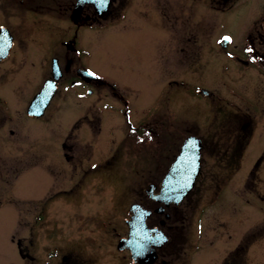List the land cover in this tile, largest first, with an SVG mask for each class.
Returning a JSON list of instances; mask_svg holds the SVG:
<instances>
[{"label": "rangeland", "instance_id": "1", "mask_svg": "<svg viewBox=\"0 0 264 264\" xmlns=\"http://www.w3.org/2000/svg\"><path fill=\"white\" fill-rule=\"evenodd\" d=\"M57 1L0 0L14 38L0 62V264H134L116 248L129 206L154 207L144 190L188 134L205 146L200 173L155 264H264V73L238 62L264 0H112L102 16L86 6L79 26L76 0ZM71 39L77 53L62 43ZM52 57L61 69L74 58L101 84L88 96L64 74L44 115L30 117ZM124 101L131 121L147 122L141 141L126 131ZM241 135L229 174L224 145L234 157Z\"/></svg>", "mask_w": 264, "mask_h": 264}, {"label": "water", "instance_id": "2", "mask_svg": "<svg viewBox=\"0 0 264 264\" xmlns=\"http://www.w3.org/2000/svg\"><path fill=\"white\" fill-rule=\"evenodd\" d=\"M111 0H76L70 18L76 21L86 5H92L96 14L102 16L110 6ZM230 41V40H229ZM229 41L224 39L220 42L225 47ZM73 50V46H69ZM11 47V35L9 31L2 27L0 29V60L8 55ZM52 79L46 80L40 90L35 94L27 107V114L30 117H40L44 114L54 96L57 84L56 81L61 77V71L57 65V59L52 60ZM81 75L89 74L88 71H80ZM94 77V75H92ZM86 79V78H85ZM90 78L87 79L89 81ZM206 94L207 92L204 91ZM201 139L191 135L183 140L181 151L175 160L170 164L166 174L161 181V187L156 195L152 194L155 186L150 185L147 194L158 202L169 206L170 203H180L192 190L200 169ZM164 207L155 210L162 213ZM131 217L127 220L128 234L118 239L116 248L119 251L128 249L131 261L138 264H154L157 260V249L168 242V236L160 228H150L146 220L152 211L145 209L139 204H132L130 207ZM168 218V215L165 216ZM164 223V222H163Z\"/></svg>", "mask_w": 264, "mask_h": 264}, {"label": "flooded vegetation", "instance_id": "3", "mask_svg": "<svg viewBox=\"0 0 264 264\" xmlns=\"http://www.w3.org/2000/svg\"><path fill=\"white\" fill-rule=\"evenodd\" d=\"M18 1L20 3H24V4H29V2H36V0H18ZM39 1H41V0H39ZM63 1L64 0H58L57 3H62ZM115 1L116 2L119 1L120 4H123L122 2H124V0H115ZM42 2H48V0H42ZM111 2H112V0H111ZM128 3H129V1H128ZM88 6H90V5H88ZM262 14H264V12ZM89 17H90L89 14H83V15L81 14V16L79 17V19H77L76 21H74L73 24L75 26H79L80 22H82L83 20H86V18H89ZM259 18H260V22H261L260 23V29H257L255 27V24L257 23V21H256L254 23V26H253V32L249 33L248 36H247V38L250 40V43L249 44H246V45H244L242 47L244 49V52L248 54V58L247 59H244V58L242 59V57L241 58H238V62L243 63L245 65L253 63V67H256L257 69L261 70L262 73H264V33L262 32V30H264V27H263V25H264V16L261 17L259 15ZM75 34H76V31H75ZM10 35H11V33H10ZM13 40H14V38L11 35V41L12 42H11V47H10V49L8 51V55L4 59L2 58L0 60V62H4L8 58L9 59L11 58L10 57L11 56V53L10 52H11L12 47H13ZM72 42H74L73 39L67 40V41H62L63 45L65 46L66 52L67 51H70L72 53H74V52L77 53V48L75 50L74 49L73 50H69L67 48L66 43H72ZM249 49H251V51H249ZM53 59H57V65L59 66V69L61 71V78L64 76V74H67L68 75V78L70 79V85H71V87H74V88L80 87L81 88V91H80L81 93H82V90H83V91L86 92V94L88 96H91L93 94V91L95 90V87L98 86L99 84H101L100 79L97 78V77L94 78L90 73L89 74L88 73L87 74H84V77H83L81 75V72L80 71H82V70L89 71V69L81 66V64H79L78 66L75 65L76 62H75V59L74 58H71V57L67 58L66 57V61H65V64H64L63 69H61V66L59 64L58 58L57 57H52L51 58V61ZM52 76H53V71H52V67H51L50 77H47L44 81H46L47 79H51ZM88 78H90L89 81H87ZM60 79L56 81L57 90H58V87H59V84H60ZM112 93H113L114 96H117V98L120 99L118 92L112 91ZM124 105H125L124 106L125 109H121V113H122V115H123V117L125 119L126 125H127L126 131L128 132V134H130V136H133V138H137L138 141H141L142 138L144 137V134H146L145 133L146 129H148L147 122L144 121L143 115L141 116L142 118L139 119V120H137L136 123H134L133 121H131L130 111H129V108H127L128 105H127L126 101H124ZM94 116L97 117L96 115H94ZM92 118H91V116H88V114H85V115H83L82 120H84L83 122L88 123V122L91 121ZM240 124H241L242 128H244L245 131H249V128H247L249 126V122L247 120H245V119L240 120ZM88 127H90V126H88ZM149 127H151V125ZM146 132L149 133V131H146ZM190 135H195V134H188V135L182 137L181 142L179 143V145L177 147V152H176L174 158L171 160V162L180 153V151H181V145L183 143V140L187 136H190ZM195 136H197V135H195ZM199 138L201 139V137H199ZM240 139H243L242 135L239 138H235V141H232V145H233L232 146V149H233L234 157L230 156L231 155V151H230L231 148L228 145H226V144L224 145V149H226V150L223 151V164L221 166L225 170H227L229 172V174H231L232 172H234V170L236 168V160H237L236 154L240 155L239 152H240V149H241ZM201 141H202L201 156H202V152H203V149L205 148V146L203 144V140L202 139H201ZM241 143L243 144V142H241ZM167 169H168V167L166 168V171H167ZM200 169H201V158H200ZM166 171H165V173H166ZM165 173H164V175H165ZM199 173H200V170H199ZM198 176H199V174H198ZM198 176H197V178H198ZM150 185H154L155 186L154 190L152 191V194L153 195H156L159 192V190H160L161 180L159 181V184L158 185H156L155 183H150L148 185V188H149ZM148 188H146L144 190V192H145V194L147 196V199L155 204L154 207L153 208L146 207L145 205L140 204L138 202H133L132 204H139L142 207H144L145 209H148V210L152 211L151 215L153 214V212H155V210L157 208H159L161 206L164 207V211L162 213H157V212H155V213H157V215H159V216L162 215V217H159V219H158V223H159V227L158 228H161L163 230V232L168 236V234L166 233V231L163 228L164 227H168L167 221L170 220V218L172 216H173V218H176L179 215L181 218H183V215H182V213L180 212V209H178L177 206L179 204H181L184 199L180 203H178V204L170 203L169 206H166L164 203L158 202L155 199H153L152 197H150L149 194H147V192H146ZM188 194H190V193H188ZM189 203H191V200L189 201ZM132 204H130V206ZM130 206H129V209H128L129 210V213H130ZM170 207H173V211L171 213L167 211ZM166 215H168V218L165 217ZM163 216H164V218H163ZM130 217H131V213L129 214V218ZM129 218L126 219V221H125L126 224H127V220H129ZM146 223H147V220H146ZM155 227H157V226H155ZM127 234H128V230L126 232V235ZM168 238H169V236H168ZM125 251H127V253L130 256L129 250H125ZM158 256H159V253H158ZM65 258L66 257L63 256V260H65ZM158 258H157V260H158ZM156 261H155V263H156ZM134 264H137V263H134ZM161 264H167L166 263V260H164V261L162 260V263Z\"/></svg>", "mask_w": 264, "mask_h": 264}, {"label": "snow or ice", "instance_id": "4", "mask_svg": "<svg viewBox=\"0 0 264 264\" xmlns=\"http://www.w3.org/2000/svg\"><path fill=\"white\" fill-rule=\"evenodd\" d=\"M223 39H224V41H225V42H227V41H229V40H230V38H229V37H224ZM249 51H251V49H249Z\"/></svg>", "mask_w": 264, "mask_h": 264}, {"label": "trees", "instance_id": "5", "mask_svg": "<svg viewBox=\"0 0 264 264\" xmlns=\"http://www.w3.org/2000/svg\"><path fill=\"white\" fill-rule=\"evenodd\" d=\"M49 3V2H48ZM60 3H57V5L56 6H58ZM46 7V6H45Z\"/></svg>", "mask_w": 264, "mask_h": 264}]
</instances>
